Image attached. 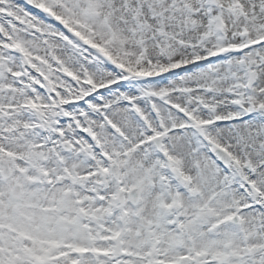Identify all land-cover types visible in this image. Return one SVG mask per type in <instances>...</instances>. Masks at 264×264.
Here are the masks:
<instances>
[{
	"label": "snow or ice",
	"instance_id": "obj_1",
	"mask_svg": "<svg viewBox=\"0 0 264 264\" xmlns=\"http://www.w3.org/2000/svg\"><path fill=\"white\" fill-rule=\"evenodd\" d=\"M0 264H264V0H0Z\"/></svg>",
	"mask_w": 264,
	"mask_h": 264
}]
</instances>
